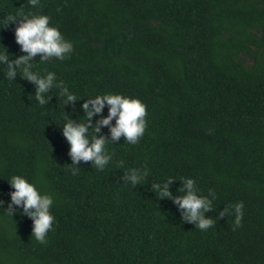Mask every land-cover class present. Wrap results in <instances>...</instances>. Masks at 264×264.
I'll return each mask as SVG.
<instances>
[{
	"label": "trees",
	"instance_id": "trees-1",
	"mask_svg": "<svg viewBox=\"0 0 264 264\" xmlns=\"http://www.w3.org/2000/svg\"><path fill=\"white\" fill-rule=\"evenodd\" d=\"M20 10L48 15L73 45L63 60L28 62L37 76L55 74L43 104L14 63L26 55L15 23H2ZM2 48L0 264H264V0H0ZM105 92L145 104L136 144L111 137L115 117L94 130L107 104L85 118L81 105ZM65 119L85 123L90 142L106 139L103 169L72 164ZM132 169L144 173L134 185ZM13 175L53 198L44 243L10 200ZM186 178L212 200L206 230L174 202ZM163 183L169 197L153 188ZM236 202L239 225L219 215Z\"/></svg>",
	"mask_w": 264,
	"mask_h": 264
},
{
	"label": "clouds",
	"instance_id": "clouds-1",
	"mask_svg": "<svg viewBox=\"0 0 264 264\" xmlns=\"http://www.w3.org/2000/svg\"><path fill=\"white\" fill-rule=\"evenodd\" d=\"M28 3L35 8L39 5L40 0H28ZM49 19L50 17L46 14L25 13L20 10L9 15L2 22L3 24L15 23V41L26 55L18 57L14 63L20 68L27 80L35 83L36 99L41 104L45 102L42 93H45L53 86L55 74L48 72L43 76H37L36 73L29 71L31 65L28 62L37 53L42 54L41 60L51 57L63 60L71 53L73 48L72 42L65 39L56 26L50 25ZM6 58L7 54L2 48V51H0V61H4ZM8 69L7 75L11 77L14 73L11 64H9ZM61 94L65 97L66 101H74L77 98V95L70 92L67 87H62ZM105 104L109 106L108 115L97 122L94 130L98 132L99 125H109V122L115 117V124L110 126L111 137L116 139L123 135L128 144H136L138 139L144 134L146 127L145 104L135 97L105 92L97 94L94 97L90 96V99L81 105L85 111V118L90 120L94 113L98 114L101 112ZM88 131L85 123L73 122L68 119H65L62 127V134L69 144V154L72 164L76 165L77 161L80 160H91L96 169L101 170L110 158L105 148L107 141L104 137H93L90 142L89 138L85 135ZM76 170L74 168L73 173ZM146 172L147 169H145ZM143 174H137V170L132 169L131 175L127 179L134 185L142 181ZM9 182L14 189L10 193L11 202L16 205L22 204L23 212L32 219L31 236L37 242L44 243L45 237L52 228L55 219L50 211L53 198L50 195L39 193L35 185L22 175H13ZM194 183L192 178H186L184 180L185 194L176 197L174 202L179 208L183 209L182 216L185 219L195 222L196 227L199 229L206 230L214 223L212 218L204 216V212L212 208V200L206 196H198L193 190ZM153 188L158 189L157 195L160 197H169L171 195L168 191V183H163L162 186L153 185ZM242 208L243 203L236 202L225 207L219 215L234 214L235 224L239 225L243 214Z\"/></svg>",
	"mask_w": 264,
	"mask_h": 264
}]
</instances>
